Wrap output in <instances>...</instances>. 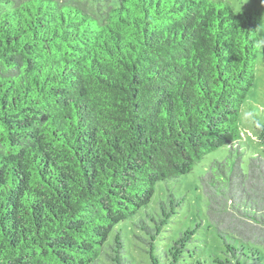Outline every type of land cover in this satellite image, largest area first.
I'll list each match as a JSON object with an SVG mask.
<instances>
[{"label":"trees","instance_id":"16d2710c","mask_svg":"<svg viewBox=\"0 0 264 264\" xmlns=\"http://www.w3.org/2000/svg\"><path fill=\"white\" fill-rule=\"evenodd\" d=\"M263 21L223 0H0V264H140L132 238L148 264H264V156L241 128ZM220 148L192 211L169 185Z\"/></svg>","mask_w":264,"mask_h":264},{"label":"rangeland","instance_id":"374dc122","mask_svg":"<svg viewBox=\"0 0 264 264\" xmlns=\"http://www.w3.org/2000/svg\"><path fill=\"white\" fill-rule=\"evenodd\" d=\"M223 1L230 3L235 11L247 7L257 8L262 12L264 20V0ZM260 40L261 49L256 61L255 81L252 90L248 95V108H244L245 110L241 119V128L243 134L242 144L246 150L250 153H258L260 156H264V21L261 26ZM226 152L227 148H220L215 152L207 154L197 165L194 166L193 171L188 175L187 183L177 185L172 182L169 185L173 190L185 195L186 199L191 203L190 209H192V211L195 210L197 205V195L199 194V190H197L198 177L204 172V169L212 160L221 159ZM256 232H258V230ZM139 234L141 236V232H138V235ZM259 239L260 242L256 248L258 251L264 253V237ZM131 240L130 243L132 245L130 244V253H132L134 260H137L140 264H148L147 255L144 251L145 248L147 249V246H145L144 241H140L137 238H132ZM195 242L196 244H200V241L196 240ZM137 245L139 247H137ZM133 264L135 263L133 262Z\"/></svg>","mask_w":264,"mask_h":264}]
</instances>
